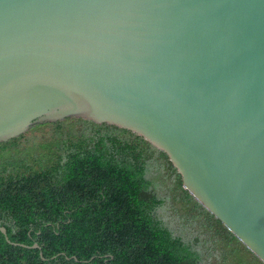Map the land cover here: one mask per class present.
Instances as JSON below:
<instances>
[{
	"label": "water",
	"instance_id": "water-1",
	"mask_svg": "<svg viewBox=\"0 0 264 264\" xmlns=\"http://www.w3.org/2000/svg\"><path fill=\"white\" fill-rule=\"evenodd\" d=\"M68 117L166 152L264 262V0H0V142Z\"/></svg>",
	"mask_w": 264,
	"mask_h": 264
},
{
	"label": "trees",
	"instance_id": "trees-1",
	"mask_svg": "<svg viewBox=\"0 0 264 264\" xmlns=\"http://www.w3.org/2000/svg\"><path fill=\"white\" fill-rule=\"evenodd\" d=\"M0 227V264H264L166 152L79 117L0 142Z\"/></svg>",
	"mask_w": 264,
	"mask_h": 264
}]
</instances>
